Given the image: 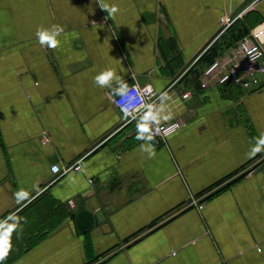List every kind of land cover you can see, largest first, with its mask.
Instances as JSON below:
<instances>
[{
	"label": "crops",
	"instance_id": "obj_1",
	"mask_svg": "<svg viewBox=\"0 0 264 264\" xmlns=\"http://www.w3.org/2000/svg\"><path fill=\"white\" fill-rule=\"evenodd\" d=\"M244 18L264 23V0H0V264H264V81L197 66ZM53 26L56 48L37 35ZM108 70L168 94L160 124L185 123L154 155L118 85L95 83ZM82 210L104 218L80 232Z\"/></svg>",
	"mask_w": 264,
	"mask_h": 264
},
{
	"label": "built area",
	"instance_id": "obj_2",
	"mask_svg": "<svg viewBox=\"0 0 264 264\" xmlns=\"http://www.w3.org/2000/svg\"><path fill=\"white\" fill-rule=\"evenodd\" d=\"M232 24L230 19L223 22L224 27ZM232 56L228 62L223 60L215 61L205 69L204 79H214L218 85L232 84L243 91H251L260 86L264 81V23L255 25L247 36H245L232 50ZM128 91L125 96L117 95L113 99V104L118 112L129 122L140 120L146 121L148 112L159 109L161 95L151 86H140L133 84L127 86ZM189 93L182 98L188 99ZM150 134L154 140L165 141L166 138L185 127L182 121L168 122L164 124H151ZM49 139L44 135L41 143L46 144ZM53 169V173H59V169ZM80 165L69 166L62 171V174L80 171ZM92 185V182L90 181ZM70 209H75L73 201L68 202ZM199 210L203 206L198 207Z\"/></svg>",
	"mask_w": 264,
	"mask_h": 264
},
{
	"label": "clouds",
	"instance_id": "obj_3",
	"mask_svg": "<svg viewBox=\"0 0 264 264\" xmlns=\"http://www.w3.org/2000/svg\"><path fill=\"white\" fill-rule=\"evenodd\" d=\"M104 8L110 14H115L119 11L118 7L113 5L108 8L107 5H104ZM62 32V28L59 26H53L51 29H43L37 32L39 42L41 44H46L50 48H56L59 46V40L57 37ZM95 83L101 87H111L113 82H115L118 87L116 89V93L120 96H125L127 94L128 88L127 85L121 82L120 77L116 75L115 71L108 70L101 72L95 76ZM171 98L167 93L161 94V101L164 102L159 109H154L150 111L146 115V121L138 124V139L144 140L146 143L142 146L144 151H147L149 156L154 155L153 148L150 144H147V141H151L153 139L150 134V125L151 124H159L162 120H169L172 118L171 113L167 111L168 105L167 101ZM147 134V135H146ZM262 147H264V140L258 142L257 146L253 149V151H261ZM5 255L3 250H0V259H2Z\"/></svg>",
	"mask_w": 264,
	"mask_h": 264
},
{
	"label": "trees",
	"instance_id": "obj_4",
	"mask_svg": "<svg viewBox=\"0 0 264 264\" xmlns=\"http://www.w3.org/2000/svg\"><path fill=\"white\" fill-rule=\"evenodd\" d=\"M249 18L235 20L214 42L207 48L197 62L199 69L211 66L225 51L235 47L245 36L249 34L251 27L255 24L248 22ZM250 25V26H249ZM254 27V26H253ZM74 215H72V219Z\"/></svg>",
	"mask_w": 264,
	"mask_h": 264
},
{
	"label": "water",
	"instance_id": "obj_5",
	"mask_svg": "<svg viewBox=\"0 0 264 264\" xmlns=\"http://www.w3.org/2000/svg\"><path fill=\"white\" fill-rule=\"evenodd\" d=\"M102 212L93 214L91 211L82 210L78 212L75 217L76 228L80 232H86L92 230L94 227H97L103 220Z\"/></svg>",
	"mask_w": 264,
	"mask_h": 264
},
{
	"label": "snow or ice",
	"instance_id": "obj_6",
	"mask_svg": "<svg viewBox=\"0 0 264 264\" xmlns=\"http://www.w3.org/2000/svg\"><path fill=\"white\" fill-rule=\"evenodd\" d=\"M4 243H6V241Z\"/></svg>",
	"mask_w": 264,
	"mask_h": 264
}]
</instances>
